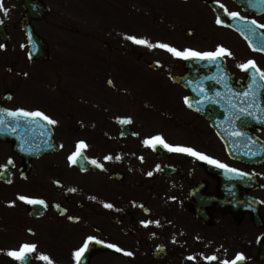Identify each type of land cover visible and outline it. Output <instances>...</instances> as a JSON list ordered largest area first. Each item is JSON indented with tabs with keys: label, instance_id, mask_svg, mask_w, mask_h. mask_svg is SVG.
Wrapping results in <instances>:
<instances>
[{
	"label": "flooded vegetation",
	"instance_id": "1",
	"mask_svg": "<svg viewBox=\"0 0 264 264\" xmlns=\"http://www.w3.org/2000/svg\"><path fill=\"white\" fill-rule=\"evenodd\" d=\"M2 4L0 107L41 111L58 124L49 125L51 147L38 156L20 155L13 142L0 139V172L6 170L0 176V264H20L6 253L24 243L37 245L24 264H46L40 254L54 264H76L74 253L89 236L134 256L93 242L81 264H221L237 254L246 258L238 264H264V81L257 73L253 83L254 70L239 67L255 61L264 70V52L253 50L264 47V28L258 26L264 25V0ZM46 8L39 20L37 14ZM218 18L223 24H217ZM126 36L179 50L207 52L223 46L232 56L216 63L186 61ZM37 44L39 51L46 47L47 61L31 56ZM48 64L57 76L81 85L69 97L43 94L42 70ZM143 84L152 93L141 97ZM236 131L243 135L234 136ZM219 133L249 157L230 156ZM157 135L247 175L144 145ZM80 141L89 146L85 158L71 165L68 157ZM108 155L114 159L105 160ZM93 159L104 168L91 164ZM19 195L43 199L48 206L28 205ZM149 220L160 226L141 224ZM211 256L218 259H206Z\"/></svg>",
	"mask_w": 264,
	"mask_h": 264
},
{
	"label": "snow or ice",
	"instance_id": "2",
	"mask_svg": "<svg viewBox=\"0 0 264 264\" xmlns=\"http://www.w3.org/2000/svg\"><path fill=\"white\" fill-rule=\"evenodd\" d=\"M223 7V5H221ZM0 8H3L2 0H0ZM5 15H7L8 10L4 9ZM228 16H230L233 19H240V20H245V17L240 16L238 12H228ZM217 24H223V21L221 19H217ZM252 24H257V21L252 20ZM0 24H3V20H0ZM261 28H264V25H258ZM127 40L133 42L136 45H141L144 47H147L148 49H163L169 52L173 57L178 58V59H183V60H207L212 63H216L218 59H221L224 56H232V53L230 50L224 48L223 46H220L217 48L216 51H207V52H200V51H195L192 49H186V50H179L176 47H173L167 43H162V42H157V43H152L147 39L144 38H137L135 36H126L125 37ZM5 45L0 44V48H4ZM254 51H261L264 52V47H259V48H253ZM31 55V54H30ZM239 67L245 71H248L249 69H253V83L256 82V74H259V79L264 81V70H261L257 67L255 61H248L246 64H241ZM26 75V74H25ZM245 95H249V93H245ZM254 95V93H253ZM185 103H188L187 100H185ZM191 106V105H189ZM241 114H245V109H240ZM247 115L251 116L253 113L247 112ZM7 116L12 117L14 121L19 122L21 119L28 120L29 118L37 121H46L49 125H57L58 121L55 119L50 118L47 116L45 113L41 111H27L25 109H17L15 111H9L7 112ZM4 121L0 120V124H2ZM124 123H127L129 121H122ZM234 136L240 137L243 135L240 131H236L233 133ZM144 145L146 147H151L152 149H156L157 146H161L164 149H167L169 152H175V153H182V154H187L190 157H194L195 159L199 161L206 162L209 165H213L216 168L219 169H224L227 173H233L236 176H245L247 173H243L235 168L229 167L227 164H224L220 162L219 160H216L206 154H203L197 150H194L191 147H186V146H174L172 144L167 143L162 136H155L150 139H145L143 141ZM62 147V146H61ZM89 146L84 142L80 141L76 145V151L73 152L69 157V162L71 165H77L79 161L83 160L84 157V150L87 149ZM105 160L107 161H112L114 158L111 155L105 156ZM116 160H120L121 157L116 156ZM143 160V157L140 158ZM91 164L95 165L97 168L103 169L104 165L102 163H99L97 160L93 159L90 161ZM8 164H12V160L8 161ZM160 168L157 166V171H159ZM6 175V170L4 172H0V176ZM148 176H152V172L147 173ZM11 181H9L10 183ZM58 183V182H57ZM70 192H76L77 189L71 188L69 189ZM19 201H23L24 203L32 206H42L46 208L48 205L46 204L45 200L43 199H38V198H31L25 195H19L17 197ZM90 199L95 200L96 197H90ZM11 206H15V202H12ZM103 206L106 209H113L114 205L111 203H104ZM59 207V205H57ZM140 207H143L142 205ZM68 219L73 220L77 219L75 217H68ZM141 224L144 227H148L149 225L155 224L157 227L160 226L159 221H141ZM153 235H155L153 233ZM260 239H264V237H261ZM96 244H105L106 247L109 249H114L116 252L123 253V255L128 256V257H133L134 253L131 251H126L122 248H120L118 245L113 244V243H106L105 241L99 240L96 237L89 236L87 237L86 241L84 242L83 246L79 248L75 253L74 257L76 260V264H81V258L84 256L85 252L88 251L89 245L92 243ZM37 250V245L34 243H24L20 246L18 250H8L7 255L20 262V264H24L25 261H27L28 257L30 254L36 252ZM41 261L46 262V264H54L53 259L46 255V254H40L38 257ZM190 260H194L195 257H188ZM209 261H216L218 258L216 256H211L206 258ZM246 258L243 254H237L234 260L229 261V260H223L221 264H238V262L244 261Z\"/></svg>",
	"mask_w": 264,
	"mask_h": 264
},
{
	"label": "rangeland",
	"instance_id": "3",
	"mask_svg": "<svg viewBox=\"0 0 264 264\" xmlns=\"http://www.w3.org/2000/svg\"><path fill=\"white\" fill-rule=\"evenodd\" d=\"M66 71V70H64ZM61 72V71H60ZM57 72L55 69L47 67L45 70L44 76V91L49 95H63L66 97L67 95H71L72 92V81L70 79H66L60 76H57ZM79 86L81 85L80 82H76ZM70 89V90H69ZM165 87H161L160 91L164 93Z\"/></svg>",
	"mask_w": 264,
	"mask_h": 264
},
{
	"label": "water",
	"instance_id": "4",
	"mask_svg": "<svg viewBox=\"0 0 264 264\" xmlns=\"http://www.w3.org/2000/svg\"><path fill=\"white\" fill-rule=\"evenodd\" d=\"M10 120H11L12 125H11V129L8 128V130H9V133L12 135L19 134V132L23 130L22 127H20L19 123H21V122L23 123V122L27 121V120L21 119L19 122H17V121H14L12 117ZM13 125H15V126H13Z\"/></svg>",
	"mask_w": 264,
	"mask_h": 264
}]
</instances>
